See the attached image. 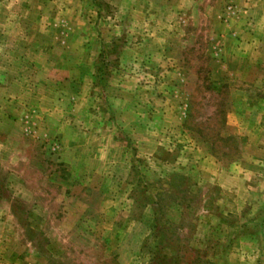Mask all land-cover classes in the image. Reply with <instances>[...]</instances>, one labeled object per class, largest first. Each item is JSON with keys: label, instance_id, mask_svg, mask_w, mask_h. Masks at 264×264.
Instances as JSON below:
<instances>
[{"label": "rangeland", "instance_id": "obj_1", "mask_svg": "<svg viewBox=\"0 0 264 264\" xmlns=\"http://www.w3.org/2000/svg\"><path fill=\"white\" fill-rule=\"evenodd\" d=\"M257 159L264 0H0V264H264Z\"/></svg>", "mask_w": 264, "mask_h": 264}, {"label": "crops", "instance_id": "obj_2", "mask_svg": "<svg viewBox=\"0 0 264 264\" xmlns=\"http://www.w3.org/2000/svg\"><path fill=\"white\" fill-rule=\"evenodd\" d=\"M240 163L241 162H238V164L240 165ZM255 164H257V165H264V162L262 161V160H260V159H257L255 162H254ZM245 165V164H244ZM259 186V185H258ZM262 188V187H261ZM260 189V187L258 188V190ZM263 191L262 192H264V189H262Z\"/></svg>", "mask_w": 264, "mask_h": 264}]
</instances>
